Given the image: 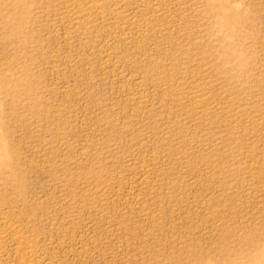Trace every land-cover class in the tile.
Instances as JSON below:
<instances>
[{
  "label": "rangeland",
  "instance_id": "obj_1",
  "mask_svg": "<svg viewBox=\"0 0 264 264\" xmlns=\"http://www.w3.org/2000/svg\"><path fill=\"white\" fill-rule=\"evenodd\" d=\"M0 75V264L263 254L264 0H0Z\"/></svg>",
  "mask_w": 264,
  "mask_h": 264
},
{
  "label": "bare ground",
  "instance_id": "obj_2",
  "mask_svg": "<svg viewBox=\"0 0 264 264\" xmlns=\"http://www.w3.org/2000/svg\"><path fill=\"white\" fill-rule=\"evenodd\" d=\"M1 76V75H0ZM1 154V153H0ZM9 171V170H8ZM7 173V172H6ZM11 174H12V172H11ZM14 175V174H13ZM16 176V175H15ZM6 177V176H5ZM5 179V178H4ZM7 180H8V178H7ZM4 181V180H3ZM1 183V182H0ZM2 201V200H1ZM7 205V204H6ZM12 205H14V204H12ZM1 207H3L4 206V204L2 203L1 205H0ZM5 207V206H4ZM6 208V207H5ZM1 210V209H0ZM3 211V210H2ZM12 221V220H11ZM10 222V221H9ZM8 222V223H9ZM13 222V221H12ZM14 223H15V221H14ZM17 224V223H16ZM2 225V224H1ZM13 225V224H12ZM9 227V226H8ZM22 227V226H21ZM20 227V228H21ZM1 229V228H0ZM4 229V228H3ZM11 229V228H10ZM1 232V231H0ZM3 232H4V230H3ZM14 232V231H13ZM5 233V232H4ZM12 233V232H11ZM17 233V232H16ZM24 233V232H23ZM7 234V233H6ZM10 234V233H9ZM5 235V234H4ZM22 235H20V236H15V240L16 241H18V247H19V250L20 249H22V250H27V252H29L30 254L32 253L33 255L34 254H36L37 252L35 251V249H34V246L33 245H31V244H29L28 242H26V240H24L25 239V237L22 239V237H21ZM25 236V235H24ZM6 237H9V236H6ZM32 237V236H31ZM28 238V237H27ZM11 239V238H10ZM1 240H2V237L0 236V255L2 254V251H3V246L1 245ZM6 241V240H5ZM33 241V240H32ZM4 242V241H3ZM12 242V241H11ZM13 243V242H12ZM15 243V242H14ZM36 245V244H35ZM6 246V245H5ZM38 246V245H37ZM5 248V247H4ZM39 251V250H38ZM23 252V251H22ZM26 252V253H27ZM18 253V252H17ZM28 254V253H27ZM51 254V253H50ZM20 255H22V254H20ZM37 256H39V255H37ZM2 257V256H1ZM34 257V256H33ZM33 257L31 258V259H33ZM21 258V257H20ZM25 258H27V257H25ZM2 259V258H1ZM28 259V258H27ZM26 259V260H27ZM40 260V259H39ZM2 261V260H1ZM21 261H22V259H21ZM40 262V261H39ZM14 263V262H13ZM19 264H20V262H19ZM24 264H35V263H33V262H26V263H24ZM252 264H264V252H263V254L257 259V260H253V262H252Z\"/></svg>",
  "mask_w": 264,
  "mask_h": 264
},
{
  "label": "snow or ice",
  "instance_id": "obj_3",
  "mask_svg": "<svg viewBox=\"0 0 264 264\" xmlns=\"http://www.w3.org/2000/svg\"><path fill=\"white\" fill-rule=\"evenodd\" d=\"M0 151H4L6 153V142L0 141Z\"/></svg>",
  "mask_w": 264,
  "mask_h": 264
}]
</instances>
